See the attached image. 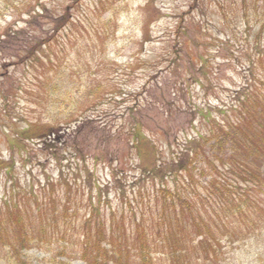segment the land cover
Returning <instances> with one entry per match:
<instances>
[{"label": "rangeland", "instance_id": "rangeland-1", "mask_svg": "<svg viewBox=\"0 0 264 264\" xmlns=\"http://www.w3.org/2000/svg\"><path fill=\"white\" fill-rule=\"evenodd\" d=\"M250 65L264 79V0H0V205L19 204L25 222L47 220L38 209H51L52 184V207L68 209L69 237L90 192L95 202L96 186L108 183L101 211L120 215L114 189L123 186L138 216L139 166L207 134L200 113L217 128L234 120L221 108L250 78ZM28 126L59 132L46 146L22 143ZM226 184L244 189L237 176ZM259 195L251 197L261 204ZM242 209L229 224L236 238L258 220ZM228 251L223 264H264V232ZM29 256L39 263L37 252Z\"/></svg>", "mask_w": 264, "mask_h": 264}, {"label": "trees", "instance_id": "trees-1", "mask_svg": "<svg viewBox=\"0 0 264 264\" xmlns=\"http://www.w3.org/2000/svg\"><path fill=\"white\" fill-rule=\"evenodd\" d=\"M252 68L250 65L245 69L250 78L234 91L232 103L221 108L225 114L233 112L237 116L234 120L217 128L214 119L200 113L207 134H197L185 142L172 158L163 162L155 159V164L149 165L151 168L143 167V178L153 175L160 182V189L148 194L151 199L145 201L151 214L143 213L139 220L123 213L118 219L115 213L101 214L103 188L96 186V205L88 199V210L82 217L74 218H78L79 228L67 237L64 227L71 223L66 216L68 209L65 204L60 205L63 211L52 207L51 184V209L49 204L38 209L49 214L47 220L25 222L16 202L0 206V264H33L27 254L33 249L39 253L35 260L38 264H71V260L109 264L111 259L118 264L122 257L129 256L141 259L142 263L155 258V264L167 259L172 260L171 264H223L219 261L221 253L228 254L235 243L244 245L262 234L264 201L260 204L251 196L259 193V197H264V79ZM51 134V129L37 127L23 131L20 139L22 143L42 137L47 141ZM144 142L139 137L138 144ZM20 150L24 151L23 146ZM12 168V164L6 165V173ZM230 175L239 178L242 193L225 184L230 182ZM244 207L250 208L258 220L250 229L237 230L241 237L236 238L230 232V220L241 217Z\"/></svg>", "mask_w": 264, "mask_h": 264}]
</instances>
